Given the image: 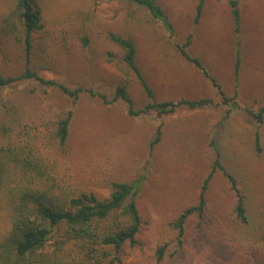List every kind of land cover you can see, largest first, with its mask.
<instances>
[{"label": "rangeland", "instance_id": "obj_1", "mask_svg": "<svg viewBox=\"0 0 264 264\" xmlns=\"http://www.w3.org/2000/svg\"><path fill=\"white\" fill-rule=\"evenodd\" d=\"M15 1L0 0V28L5 26L3 20ZM155 1L178 36L184 34L194 16L196 1ZM228 1L205 0L203 23L196 29L190 54L204 59L213 70L217 68L214 76L231 92L233 51ZM38 3L42 29L31 35L28 53L19 28L6 37L0 30V72L4 77H16L29 68L69 88L111 96L120 78L114 65L119 53L109 40V34L114 33L133 39L137 63L158 100L203 96L217 103L203 110L182 108L161 118H132L126 115L121 101L104 105L85 91L81 93L65 151L52 148L47 154L51 157L52 176L65 181L64 186L72 191H89L101 199L107 197L112 182L142 179L137 199L140 247L124 248L123 259L140 260L158 244L167 243V256L161 264H264V123L257 127L244 112L232 110L230 103L223 105L179 56L167 31L147 10L127 0ZM239 10L245 24L246 76L240 81L237 102L242 108L256 109L264 106V0H239ZM38 93L39 88L34 90L28 81L15 83L0 91V108L11 100L18 115L32 113L33 118L27 121L40 119L49 109L44 113L42 105L36 108ZM48 93L54 97L55 106H66L62 96ZM129 94L136 109L143 107L146 99L133 80L129 82ZM229 109L215 140L223 167L237 180L249 223H238L235 195L225 177L216 171L205 193L203 216L189 219L179 246L171 223L183 208L197 203L201 182L213 163L208 138ZM158 125L160 139L149 149ZM256 129L260 133V153H256L253 143Z\"/></svg>", "mask_w": 264, "mask_h": 264}, {"label": "trees", "instance_id": "obj_2", "mask_svg": "<svg viewBox=\"0 0 264 264\" xmlns=\"http://www.w3.org/2000/svg\"><path fill=\"white\" fill-rule=\"evenodd\" d=\"M127 1L137 8L147 10L153 19L162 24L176 50L211 83L223 105L230 103L232 110L244 112L257 127L264 123V106L256 109L242 108L237 102L242 42L239 0L228 1L235 34L234 92L231 96L223 92L208 66L190 54L192 35L179 41L155 0ZM195 1L194 25L198 23L205 3V0ZM41 19L38 0H16L3 20L5 26L0 28L1 34L6 37L19 28L23 32L25 51L28 53L31 35L42 29ZM109 40L119 53V60L114 65L120 75L111 96L80 87L69 88L56 80L45 79L29 68L16 77H4L0 72V91L10 89L15 83L28 81L34 90L38 87L41 92L38 93L39 103L36 108L42 105L45 107L44 113L49 109V113L40 119L27 121L33 118L32 113L28 112L27 116H24L25 112L23 116L18 115L11 100L0 108V214H3L0 226V264H161L167 256V243H161L151 254L140 260L127 262L123 259L124 248L140 247L137 236L141 228V213L137 199L141 178L112 182L107 197L101 199L89 191H72L69 186H64L66 183L60 177L61 182L52 176L51 157L47 154L52 148L65 151L81 93L86 92L90 97L100 99L104 105L121 101L126 115L132 118L146 115L161 118L182 108L195 111L217 104L210 98L158 100L137 64L133 39L111 33ZM130 80L140 87L146 99L141 108L136 109L130 97ZM49 91L62 96L67 102L66 106L62 109L55 106L54 97L50 98ZM231 109L225 110L224 116L215 124L212 136L208 138L213 163L201 182L197 203L183 208L171 223L179 246L189 219L194 215L198 218L203 216L205 193L216 171L225 177L235 195L234 213L238 223L244 226L249 223L237 180L223 167L215 140L218 127H222ZM160 135L161 127L158 125L149 141V149L158 143ZM253 143L256 153H260L258 129L254 131Z\"/></svg>", "mask_w": 264, "mask_h": 264}, {"label": "crops", "instance_id": "obj_3", "mask_svg": "<svg viewBox=\"0 0 264 264\" xmlns=\"http://www.w3.org/2000/svg\"><path fill=\"white\" fill-rule=\"evenodd\" d=\"M204 7H205V3H204ZM204 7H203V9H202V13H201V16H200V19H199V21H198V23L197 24H193V19H194V16H193V18H192V20H191V22L187 25V27H186V32L184 33V34H181L180 36H178V38H179V41H183V39L185 40V38L189 35V34H191L192 35V38H191V43H190V45H189V51L192 49V50H194V38L193 37H195V32H196V29L200 26V25H202L201 24V22L203 21V18H201L202 16H203V10H204ZM195 14V13H194ZM205 16V15H204ZM229 16H230V42H231V45H230V47L232 48V51H233V63H232V66H231V70H232V91L231 92H227L226 90H225V87H222L221 86V84L218 82V84L221 86V88H222V90H223V92L227 95V93H229V94H231V95H233V92H234V81H233V78H234V62H235V57H234V45H233V41H234V38H235V34H234V31H233V27H234V25H233V21H232V17H231V15H230V11H229ZM240 16H241V22H240V25H241V28H240V30H241V39H242V42H241V47H240V53H241V60H240V74H239V83H238V87L236 88V91H237V94H238V97H239V86H240V81H241V79L244 77V75H245V71H246V64H244L243 63V61H244V59H243V43H244V26H245V24L243 25V23H244V20H243V18H242V15L240 14ZM210 16H208L207 15V18H209ZM206 18V17H205ZM212 19V18H211ZM210 19V20H211ZM251 20H252V16L251 17H249V22L251 23V26L253 25V22H251ZM203 23V22H202ZM245 23H246V21H245ZM249 23V24H250ZM200 29V28H199ZM175 32H176V30H175ZM176 34H177V32H176ZM178 35V34H177ZM173 45V44H172ZM136 47V46H135ZM173 47H174V49L176 50V48H175V46L173 45ZM177 51V50H176ZM178 52V51H177ZM178 54H179V56H181L180 55V53L178 52ZM181 58L183 59V60H185L182 56H181ZM206 66H208L207 65V62H205V60L204 59H200ZM186 61V60H185ZM195 71H196V73L199 75V77L205 82V84L208 86V88H209V90L210 91H212V93H216V89L211 85V83L207 80V79H205L188 61H186ZM231 62H232V59H231ZM138 64V63H137ZM138 66H139V64H138ZM139 68H140V66H139ZM208 68L210 69V71H211V73H212V75L214 76L215 74H214V72H216V70H217V68L215 69L214 68V70L210 67V66H208ZM140 70H141V73L143 74V76H144V73H143V71H142V69L140 68ZM246 76V75H245ZM215 78H216V80L218 81V78L216 77V76H214ZM144 78H145V76H144ZM145 80L147 81V83H148V80L145 78ZM149 84V83H148ZM149 86H150V84H149ZM151 87V86H150ZM228 87H230V84H229V86ZM152 88V87H151ZM152 90H153V88H152ZM154 91V90H153ZM155 93V92H154ZM156 95V94H155ZM179 98H185V99H200V98H206V97H203V96H199V97H194V96H190L189 98H186V97H182V95H181V97L179 96ZM178 98V99H179ZM177 100V99H176Z\"/></svg>", "mask_w": 264, "mask_h": 264}]
</instances>
